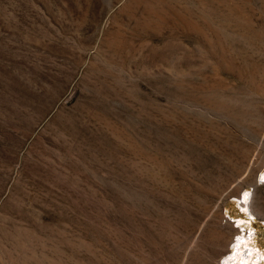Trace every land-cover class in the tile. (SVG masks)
Instances as JSON below:
<instances>
[{"label":"rangeland","instance_id":"obj_1","mask_svg":"<svg viewBox=\"0 0 264 264\" xmlns=\"http://www.w3.org/2000/svg\"><path fill=\"white\" fill-rule=\"evenodd\" d=\"M263 174L264 0H0V264H255Z\"/></svg>","mask_w":264,"mask_h":264},{"label":"bare ground","instance_id":"obj_2","mask_svg":"<svg viewBox=\"0 0 264 264\" xmlns=\"http://www.w3.org/2000/svg\"><path fill=\"white\" fill-rule=\"evenodd\" d=\"M215 96V95H214ZM220 100V99H219ZM217 102V101H216ZM222 103H223V101H221ZM221 103V104H222ZM218 105H219V102L217 103ZM224 104V103H223ZM225 105V104H224ZM215 106H217V105H215ZM262 181H264V174H263V179H262ZM254 185H256V183H254ZM239 200L241 201V206L243 207V209L246 211V212H248L249 214H252L253 212H252V195H251V192L249 191V192H244L243 194H240V196H239ZM240 222H243L242 220H239L238 221V224L240 223ZM226 225V224H225ZM223 226V225H222ZM227 227L228 226H230L229 224L228 225H226ZM224 229V228H223ZM225 230V229H224ZM223 230V231H224ZM227 230H228V228H227ZM226 230V231H227ZM230 231L234 234H237V228H235L234 226H231L230 227ZM223 235V233L221 234V236ZM236 241V243H235V247L234 248H236V253L233 255V253H232V249H230V250H228V251H225V252H223L221 255H220V257H221V260H222V264H229V261H230V258H231V256L233 255V257H238L239 258V254H240V250L241 249H239V246H240V243L243 241V242H246L245 241V238H240V237H238V239L237 240H235ZM250 246V245H249ZM246 248H248V252L250 251V252H252V248L251 247H246ZM259 248V247H258ZM257 248V249H258ZM253 250H256V248L254 249L253 248ZM248 254V253H247ZM247 254H242V256L243 257H247L246 259H248L249 257L247 256ZM264 259V251H262L261 253H260V251H259V255H258V258H257V260L255 261V264H258L257 263V261H259V260H261V259ZM221 260L218 262V264H220L221 263ZM240 260V259H239Z\"/></svg>","mask_w":264,"mask_h":264}]
</instances>
